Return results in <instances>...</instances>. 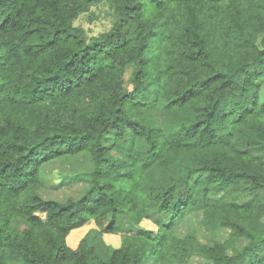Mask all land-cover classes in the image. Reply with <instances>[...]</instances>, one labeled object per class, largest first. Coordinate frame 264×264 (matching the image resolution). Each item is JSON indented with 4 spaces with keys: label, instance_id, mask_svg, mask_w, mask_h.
Segmentation results:
<instances>
[{
    "label": "trees",
    "instance_id": "obj_1",
    "mask_svg": "<svg viewBox=\"0 0 264 264\" xmlns=\"http://www.w3.org/2000/svg\"><path fill=\"white\" fill-rule=\"evenodd\" d=\"M95 2L0 0V264H264V0H107L112 26L87 35ZM147 66L153 99L189 114L171 134L143 110ZM82 153L89 184L45 196L41 166ZM190 210L223 236L176 234ZM121 215L135 229L105 255L68 244Z\"/></svg>",
    "mask_w": 264,
    "mask_h": 264
},
{
    "label": "rangeland",
    "instance_id": "obj_2",
    "mask_svg": "<svg viewBox=\"0 0 264 264\" xmlns=\"http://www.w3.org/2000/svg\"><path fill=\"white\" fill-rule=\"evenodd\" d=\"M115 12L108 4L107 0H96L87 12L80 13L73 21L74 25L82 27L87 35H96L100 32L108 30L115 19ZM158 39L157 34L151 39L147 56L151 55L152 48ZM152 72L147 66L144 77L146 91L144 95L143 110L149 121L156 126L164 129L167 134L173 132V126L179 118H189L188 113L176 110L166 109L161 102L154 100V87L151 84ZM264 87V85H263ZM131 140H123L119 147L123 151L130 148ZM141 146V143H138ZM92 166V161L87 153L78 154V156L67 157L62 160L49 161L44 163L40 168V175L44 183L45 190L43 194L50 198L64 200L68 196L79 194L88 184V170ZM158 175V169H155ZM200 211L190 210L180 222L173 228L178 235H184L189 229L194 228L201 240L210 241L213 237H221L216 235L215 231L204 229L199 222ZM258 228H264V213L258 214L254 220ZM140 226L153 227L149 219H143ZM135 226L129 222L124 215L119 216L112 232L105 231L98 226L94 220L87 221L84 225L74 228L67 236V242L70 246H75L81 238H87L95 245L96 251L100 255H105L110 248L120 244L122 235L130 230H134ZM148 264H157L149 261Z\"/></svg>",
    "mask_w": 264,
    "mask_h": 264
}]
</instances>
